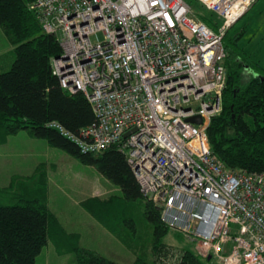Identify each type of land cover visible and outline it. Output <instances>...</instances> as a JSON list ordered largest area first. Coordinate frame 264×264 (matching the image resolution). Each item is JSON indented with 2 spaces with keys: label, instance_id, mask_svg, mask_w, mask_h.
Here are the masks:
<instances>
[{
  "label": "built area",
  "instance_id": "2783aa9c",
  "mask_svg": "<svg viewBox=\"0 0 264 264\" xmlns=\"http://www.w3.org/2000/svg\"><path fill=\"white\" fill-rule=\"evenodd\" d=\"M196 1L217 30L185 0H35L61 47L50 59L60 87L82 93L96 118L77 135L48 126L81 153L123 152L161 221L200 257L264 264V171L227 170L206 139L226 80L222 38L256 0Z\"/></svg>",
  "mask_w": 264,
  "mask_h": 264
},
{
  "label": "trees",
  "instance_id": "16d2710c",
  "mask_svg": "<svg viewBox=\"0 0 264 264\" xmlns=\"http://www.w3.org/2000/svg\"><path fill=\"white\" fill-rule=\"evenodd\" d=\"M34 1L0 0V28L15 45L14 60L9 69L0 72V145L24 129L82 164L94 166L121 195L87 197L79 205L133 251L131 264H221L213 256L200 257L192 243L173 248L162 242L169 229L161 221L159 209L141 193L123 152L110 146L101 153H81L57 128L48 126L56 122L77 135L96 118L85 96L67 93L53 75L50 59L62 53L61 47L54 35L43 32L38 13L31 8ZM191 7L206 25L217 30L221 23L218 16L202 6V10ZM242 31L235 34V44ZM225 46L221 110L211 117L206 139L227 170L264 171V67L258 60L245 59L240 50ZM48 186L45 162L38 163L30 175L13 176L0 186V264H36L48 241L59 253L72 252L76 264H122L83 247L80 235L66 230L49 206ZM136 200L143 202L144 216L152 226L149 256L134 243V222L122 214L126 205Z\"/></svg>",
  "mask_w": 264,
  "mask_h": 264
},
{
  "label": "rangeland",
  "instance_id": "374dc122",
  "mask_svg": "<svg viewBox=\"0 0 264 264\" xmlns=\"http://www.w3.org/2000/svg\"><path fill=\"white\" fill-rule=\"evenodd\" d=\"M185 1L195 9H203L196 0ZM241 29L243 33L235 44L234 36L241 33ZM99 36L101 37V34ZM2 40L5 39L1 36L0 72L9 69L14 60L15 46L11 44L12 48L7 49L9 45ZM223 45L236 51L240 50L245 59H249L250 62L258 60L264 67V0H256L229 28L223 38ZM5 47L6 50L3 49ZM40 162L46 163L49 177V206L66 225L67 231H78L83 247H92L115 261L131 264L134 261L133 251H127L123 244L112 246L104 241L101 233L108 234L106 230L76 204L77 200L91 194L101 198L113 194L121 195L120 190L104 178L94 166L82 164L78 159L49 146L43 139L33 138L27 130L22 129L10 136L7 143L0 145V186L7 185L13 176L30 175ZM125 208L123 216L134 222V243L149 256L153 231L144 216V204L136 200ZM162 242L173 248L190 244L186 237L171 229L162 238ZM36 264H76V259L72 252L59 253L51 241H48L37 255Z\"/></svg>",
  "mask_w": 264,
  "mask_h": 264
},
{
  "label": "crops",
  "instance_id": "0c3cea01",
  "mask_svg": "<svg viewBox=\"0 0 264 264\" xmlns=\"http://www.w3.org/2000/svg\"><path fill=\"white\" fill-rule=\"evenodd\" d=\"M1 29V28H0ZM1 36L3 37V39H5V40H2V41H4V42H6V44H8L9 46H8V48L7 49H11L12 48V45H11V43H10V41L7 39V37L5 36V34L3 33V31H2V29L0 30V41H1ZM1 42H0V53L2 52V49H1ZM14 46V45H13ZM15 47V46H14ZM3 49H5L6 50V47L5 48H3ZM0 58H1V54H0ZM12 63V62H11ZM11 65V64H10ZM9 138V137H8ZM7 141H8V139H7ZM7 141H6V143H7ZM45 141V140H44ZM46 142V141H45ZM47 143V142H46ZM5 144V143H4ZM3 145V144H2ZM36 167V166H35ZM34 167V168H35ZM49 178V177H48ZM48 183H49V180H48ZM49 187V186H48ZM92 196H97V195H95V194H91V195H89V196H86L85 198H87V197H92ZM85 198H83V199H85ZM83 199H79V200H77L76 201V204H78L79 205V203H80V201L81 200H83ZM48 203H49V198H48ZM80 206V205H79ZM51 208V207H50ZM52 210V209H51ZM53 211V210H52ZM54 212V211H53ZM58 216V215H57ZM58 218H59V216H58ZM60 219V218H59ZM60 221H61V219H60ZM94 221H96V220H94ZM62 222V221H61ZM97 222V221H96ZM98 223V222H97ZM63 224V223H62ZM64 225V224H63ZM100 225V224H99ZM64 227L66 228V225H64ZM104 228V227H103ZM105 229V228H104ZM67 230V229H66ZM106 230V229H105ZM69 232V231H68ZM70 232H72V231H70ZM106 232L108 233V234H104V233H101V235L103 236L102 237V239L105 241H107L110 245H112V246H116V245H122V243L119 241V240H117L112 234H110L107 230H106ZM75 233H78L80 236H81V234L78 232V231H75ZM123 247L127 250V251H129V249L128 248H126L124 245H123ZM87 248V247H86ZM88 249H91V250H94V251H96V252H99V253H102L101 251H97V250H95V249H93L92 247L91 248H88ZM103 254V253H102ZM105 255V254H104ZM105 256H107V255H105Z\"/></svg>",
  "mask_w": 264,
  "mask_h": 264
},
{
  "label": "bare ground",
  "instance_id": "6f19581e",
  "mask_svg": "<svg viewBox=\"0 0 264 264\" xmlns=\"http://www.w3.org/2000/svg\"><path fill=\"white\" fill-rule=\"evenodd\" d=\"M248 9H249V8H248ZM248 9H247V10H248ZM247 10H246V11H247ZM244 13H245V12H244ZM244 13H243V14H244ZM243 14H242V15H243ZM242 15H241V16H242ZM241 16H240V17H241ZM240 17H239V18H240ZM239 18H238V19H239ZM238 19H237V20H238ZM237 20H236V21H237ZM236 21H235V22H236ZM235 22H234V23H235ZM234 23H233V24H234ZM233 24H232V25H233ZM51 69H52V67H51ZM52 73H53V70H52ZM53 75H55V74L53 73ZM55 76H56V75H55ZM56 77H57V76H56ZM57 79H58V78H57ZM61 89H62V88H61ZM221 98H222V96H221ZM220 110H221V99H220V109H219V111H220ZM219 111H218L217 113H219ZM217 113H215V114H213V115L210 116V118H209V122H208V125H209V123H210V119H211V117L214 116V115H216ZM194 116H198V117L200 118V122H199V123H194V124H201V123H202V118H201L199 115H194ZM190 117H193V116H190ZM188 118H189V117H188ZM188 118H187V121H189ZM189 122H191V121H189ZM191 123H193V122H191ZM208 125H207V127H208ZM207 127H206V129H207ZM210 150H211V149H210ZM215 157H216V156H215Z\"/></svg>",
  "mask_w": 264,
  "mask_h": 264
},
{
  "label": "water",
  "instance_id": "95a60500",
  "mask_svg": "<svg viewBox=\"0 0 264 264\" xmlns=\"http://www.w3.org/2000/svg\"><path fill=\"white\" fill-rule=\"evenodd\" d=\"M188 120L193 122V123H199L200 122V118L198 116L189 117ZM127 134H128V132L125 133L124 136H126Z\"/></svg>",
  "mask_w": 264,
  "mask_h": 264
}]
</instances>
